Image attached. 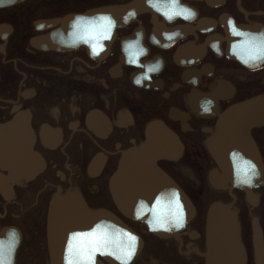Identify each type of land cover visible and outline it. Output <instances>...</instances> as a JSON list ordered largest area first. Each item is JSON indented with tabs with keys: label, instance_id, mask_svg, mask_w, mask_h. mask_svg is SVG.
<instances>
[{
	"label": "flooded vegetation",
	"instance_id": "obj_1",
	"mask_svg": "<svg viewBox=\"0 0 264 264\" xmlns=\"http://www.w3.org/2000/svg\"><path fill=\"white\" fill-rule=\"evenodd\" d=\"M150 137L195 210L168 237L109 188ZM72 193L142 239L132 264H205L215 202L239 221V264H264V0H0V264L12 233L10 264H52L51 206Z\"/></svg>",
	"mask_w": 264,
	"mask_h": 264
},
{
	"label": "water",
	"instance_id": "obj_2",
	"mask_svg": "<svg viewBox=\"0 0 264 264\" xmlns=\"http://www.w3.org/2000/svg\"><path fill=\"white\" fill-rule=\"evenodd\" d=\"M223 122L224 120L221 121V125ZM220 131H223V126ZM153 141L156 140L150 137L141 153L133 152L128 155L120 164L118 174L110 178L109 188L113 200L127 217L142 221L159 237H168L179 229L172 226L173 217L182 214V226H184L195 210L186 195L156 166L155 160L158 157H168L169 154L160 144ZM118 179L124 181L128 179L129 184H126V193H119L117 196L115 187L119 185L121 188L125 185L122 181L118 184L116 182ZM78 201L76 210L62 215L63 219L59 210L57 218L53 211V225L52 216L48 219L47 232L52 264H78V257H71L73 249L86 250L99 238L106 241L104 247L107 250L96 253H100L111 264H123V261L112 253L122 255L128 250L130 242L125 233L137 237L134 254L127 260V264H132L142 249V239L108 211L101 209L91 211L86 207L84 200L80 198ZM145 208L147 211H144ZM137 211L142 212L139 218ZM156 218L167 221L170 230H153L149 221H154ZM206 223L208 250L204 254L205 264H239L244 255V248L240 240L239 221L229 207L220 202L210 204L207 208ZM76 233L81 235L77 236ZM89 233L93 235H87ZM79 264H89V262L79 261ZM91 264L103 263L95 258L94 253Z\"/></svg>",
	"mask_w": 264,
	"mask_h": 264
},
{
	"label": "snow or ice",
	"instance_id": "obj_3",
	"mask_svg": "<svg viewBox=\"0 0 264 264\" xmlns=\"http://www.w3.org/2000/svg\"><path fill=\"white\" fill-rule=\"evenodd\" d=\"M190 15V13H189ZM102 20H107V17H101ZM80 18L77 19V24H79ZM102 47V46H100ZM131 47V46H129ZM99 51V48L96 44L92 45V54L93 55H97ZM133 63H135V61H133ZM151 70V69H150ZM140 81L137 80V83H139ZM248 163V168L253 169L251 175H255V165L251 164L250 162H246ZM245 175L240 177V179L242 180L243 183L246 184H251L252 180H251V176L247 175L248 169H244ZM143 207V204L141 205ZM179 206V205H178ZM144 211H147V209L145 208ZM142 215L141 211H137V218H139ZM173 221L174 223L172 224V226L176 227V228H180L183 224V220H182V214L181 216L178 217H173ZM150 226L152 227L153 230L156 229H165V230H170V226L169 223L167 221L161 220L159 218H156L154 221H149ZM99 227V226H97ZM128 236L129 239V245H128V250L126 252H124V254L122 255H117L115 252L112 253V255L116 256L117 259L123 261V264H127V260L130 259L132 257V255L134 254L135 251V246H136V240L137 237L131 233H125ZM75 235L80 236V233H76ZM87 235H93V233H89ZM12 237V241L10 242V244L8 245V253H9V260L7 262V264H10V257H11V252L13 251L14 248V244H15V233L11 234ZM106 241L103 238H99L98 240H96L93 244H91V246H89L86 250H81L78 251L77 256H78V264L79 261H87L89 262V264H91V261L93 260V256L94 253L96 252H102V251H106L107 249L104 247Z\"/></svg>",
	"mask_w": 264,
	"mask_h": 264
},
{
	"label": "bare ground",
	"instance_id": "obj_4",
	"mask_svg": "<svg viewBox=\"0 0 264 264\" xmlns=\"http://www.w3.org/2000/svg\"><path fill=\"white\" fill-rule=\"evenodd\" d=\"M74 194L78 195L77 192H74ZM69 195L70 196H67V197L62 196V197H64L62 200H61V197H60V199H57L56 201H54L52 203L51 212H50V216H52V219H51L52 225H53V211H54V214H55L56 218L59 217V211H60L61 219H63L62 215H64L68 211H75L76 210V203L78 201V198H77V196L75 197L73 195V193L69 194Z\"/></svg>",
	"mask_w": 264,
	"mask_h": 264
}]
</instances>
